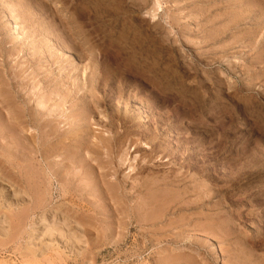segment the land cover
<instances>
[{
  "label": "rangeland",
  "instance_id": "374dc122",
  "mask_svg": "<svg viewBox=\"0 0 264 264\" xmlns=\"http://www.w3.org/2000/svg\"><path fill=\"white\" fill-rule=\"evenodd\" d=\"M0 89V264H264V0H0Z\"/></svg>",
  "mask_w": 264,
  "mask_h": 264
},
{
  "label": "bare ground",
  "instance_id": "6f19581e",
  "mask_svg": "<svg viewBox=\"0 0 264 264\" xmlns=\"http://www.w3.org/2000/svg\"><path fill=\"white\" fill-rule=\"evenodd\" d=\"M16 29V28H15ZM69 70V69H68ZM45 72V71H44ZM64 76V75H63ZM69 76V75H68ZM93 79V78H92ZM97 80V79H96ZM59 81V80H58ZM94 81V80H93ZM92 82V81H91ZM4 83V82H3ZM42 83H44V82H42ZM75 83V82H74ZM7 84V83H6ZM10 84V83H9ZM87 84V83H86ZM63 85V84H62ZM52 86V85H51ZM45 87V86H44ZM89 88V87H88ZM7 89V88H6ZM19 92V91H18ZM66 92V91H65ZM53 93H54V91H53ZM15 94V93H14ZM7 97V96H6ZM67 97V96H66ZM91 98V97H90ZM16 99V98H15ZM21 99V98H20ZM25 99H27V98H25ZM31 99V98H30ZM47 99V98H46ZM70 99V98H69ZM12 100V99H11ZM11 100H10V98H5L4 96H3V92L1 91V89H0V105H3L4 106V104L6 103L7 105H6V107H7V113H8V115H9V120H14V121H17V117L15 118L14 117V115H13V113H17V110H18V106L16 105H14V104H12L11 103ZM18 101V100H17ZM15 102V101H14ZM19 102V101H18ZM81 102V101H80ZM24 103V102H23ZM85 103V102H84ZM88 103V102H87ZM25 104V103H24ZM33 105V104H32ZM32 105H31V107H28V109H27V111L28 112H30V113H32V111L34 110V109H32ZM38 105V104H37ZM83 105V104H82ZM27 106V105H26ZM81 107V106H80ZM83 107H85V106H83ZM2 108V107H1ZM26 108V107H25ZM33 108H35V107H33ZM88 108V107H87ZM2 110H3V108H2ZM2 113H4V112H1V109H0V119H2V118H4V115L2 114ZM35 113V112H34ZM56 113V112H55ZM39 116H41L42 118H43V116H44V114H42V113H40L39 112V114H38ZM48 116V115H47ZM56 117V116H55ZM50 118H52V117H50ZM71 118V117H70ZM5 119V118H4ZM55 119V118H54ZM73 119V118H72ZM39 120V119H38ZM56 120V119H55ZM55 120H51V119H46V121H44V122H46V125L47 124H49V123H53V122H55ZM1 121V120H0ZM73 121V120H72ZM77 121V120H76ZM75 121V122H76ZM6 122V121H5ZM74 122V123H75ZM81 122H83V121H81ZM9 123V122H8ZM13 123V122H12ZM12 123H11V126H12ZM15 123V122H14ZM72 123V122H71ZM3 124H4V122H3ZM10 124V123H9ZM78 124H80V122L78 123ZM77 124V125H78ZM2 124L0 123V126H1ZM77 125H75V126H77ZM29 126V125H28ZM2 127V126H1ZM4 127V126H3ZM13 127V126H12ZM38 127V126H37ZM5 128V127H4ZM29 129H31V128H29ZM36 129V128H35ZM78 129V128H77ZM77 129H75V130H77ZM3 131H4V129H3ZM36 131V130H35ZM59 130L58 129H55L52 133H51V135H53L54 136V134L55 133H57ZM13 134H14V132H13ZM15 135V134H14ZM23 135V134H22ZM29 135V134H28ZM32 135H34V134H32ZM65 135V134H64ZM78 135V134H77ZM38 136V135H37ZM67 136V135H66ZM31 137V136H30ZM34 138V137H33ZM37 138V137H36ZM55 138H57L56 136H55ZM61 138V137H60ZM13 139L14 140H16V135L15 136H13ZM31 139H32V137H31ZM58 139V138H57ZM62 139V138H61ZM98 139V138H97ZM42 141V140H41ZM70 141V140H69ZM30 142V141H29ZM43 142V141H42ZM47 142V141H46ZM46 142H44V143H46ZM49 142V141H48ZM77 142V141H76ZM16 143V142H15ZM34 143V142H33ZM37 143V142H36ZM43 143V144H44ZM50 143V142H49ZM2 144V143H1ZM10 144V143H9ZM63 144V143H62ZM65 144V143H64ZM63 144V145H64ZM40 145V144H39ZM35 146V145H34ZM46 146V145H45ZM36 147V146H35ZM42 147V146H41ZM11 148H12V146H11ZM14 150V149H13ZM41 150V149H40ZM37 151V150H36ZM62 151V150H61ZM66 151V150H65ZM94 151V150H93ZM40 152V151H39ZM57 153V152H56ZM37 154H39V153H37ZM36 155V154H35ZM40 155V154H39ZM58 155V154H57ZM42 156H44V155H42ZM39 158V157H38ZM41 158V157H40ZM63 158V157H62ZM42 159V158H41ZM40 159V160H41ZM43 161V160H42ZM85 161V160H84ZM40 162V161H39ZM44 162V161H43ZM43 162H41V164L39 165V170H38V172L35 174V175H33L34 176V188H32L31 190H32V193H34V195L36 196H34L35 198L34 199H36L35 201V203H34V206H33V211H35V212H40L41 213V215L39 216V218L37 219L38 220V223L40 224H38L39 226H41V225H44L45 224V221H47L46 220V217H45V214H44V210H45V208L47 207V206H51L52 207V209H53V211H52V215H51V223H50V225L47 227V229H46V232L45 233H47V234H50L51 236H58V237H60L62 240L63 239H66V243H68L69 245L71 244H73L74 243V241H75V243H77L78 241L76 240V238L71 234V235H69L70 233H68L67 234V232H68V229L66 230V228L68 227L67 226V223H69V219H70V216L68 217L67 215H65V213L64 214H62V217H61V221L59 222V218H58V216H59V212L61 211V209L63 208V206L65 205V200L63 201V198H66L67 197V195L70 193V184H72L73 182H74V175H72L71 176V174L69 173V171H67V166L65 165V163H64V161L63 160H60V159H58L56 162V167H57V169H55L53 172L52 171H47V169H49L48 167H47V165L45 164H42ZM87 162V161H86ZM85 162V163H86ZM88 163V162H87ZM86 163V164H87ZM36 165V164H35ZM36 166H38V165H36ZM53 166V165H52ZM54 167V166H53ZM55 167V168H56ZM92 169V168H91ZM89 170V169H88ZM37 171V170H36ZM94 171V170H93ZM93 171L92 170H90L89 172H87V174L85 175L86 176V178L88 177V179H90L89 181H88V183H91L90 181H92L93 182V180H91L92 178H91V176H92V174H93ZM96 176V175H95ZM28 177V176H27ZM83 178H85V177H83ZM85 178V179H86ZM84 181V180H83ZM87 183V184H88ZM95 184V183H94ZM79 185V184H78ZM77 184L75 185L74 184V186H76V188L78 189L79 188V186H78ZM111 185V184H110ZM89 186V185H88ZM93 186V185H92ZM140 186H142V185H140ZM87 187V186H86ZM91 187V186H90ZM89 187V189H91ZM74 188V187H73ZM109 188V187H108ZM88 189V188H87ZM31 190H30V192H31ZM74 190V189H73ZM109 191L110 190H112V188H110V189H108ZM21 191V190H20ZM90 191V190H89ZM99 192V191H98ZM75 193V192H74ZM17 194V193H16ZM29 194V193H28ZM70 195H72V194H70ZM76 195H78V194H76ZM30 197V196H29ZM57 198H60V200L59 201H56L55 202V199L57 200ZM61 199H62V201H63V203L61 204ZM54 202H55V204H54ZM59 203L60 202V204L59 205H57L56 203ZM91 204V203H90ZM146 204H148V202L146 203ZM145 204V206H147ZM75 206H77V205H75ZM148 206H149V204H148ZM81 206H80V204L78 203V207L77 208H80ZM142 207V206H141ZM144 207V206H143ZM24 210H25V208H24ZM137 210V209H136ZM141 210V209H140ZM77 211H81V210H77ZM103 211V210H102ZM23 213V212H22ZM26 213V212H25ZM77 213V212H76ZM27 214V213H26ZM25 214V215H26ZM28 215V214H27ZM39 215V214H38ZM91 216V215H90ZM12 217V216H11ZM142 217V216H141ZM131 218V217H130ZM129 218V219H130ZM23 219V218H22ZM26 219V218H25ZM71 220V219H70ZM11 222V221H10ZM132 222V221H131ZM136 222V221H135ZM1 223V226L3 225V224H5V223H3V221H1L0 222ZM21 223V222H20ZM138 223H139V221H138ZM80 224V223H79ZM130 224V223H129ZM143 224V223H142ZM141 224V225H142ZM67 226V227H66ZM77 226H79V225H77ZM3 227V226H2ZM46 226H44V228H45ZM66 227V228H65ZM4 228V227H3ZM81 228V227H80ZM135 228V227H134ZM41 229V228H40ZM67 231V232H66ZM76 231V230H75ZM81 231V230H80ZM1 232V231H0ZM32 233V232H31ZM79 234H81V233H79ZM49 235V236H50ZM144 235V234H143ZM12 236V235H11ZM45 236V235H44ZM50 236V237H51ZM147 236V235H146ZM47 237V236H46ZM57 237V238H58ZM13 238V237H12ZM30 238V237H29ZM124 238V237H123ZM43 239V238H42ZM41 240V239H40ZM61 241V240H60ZM64 241V240H63ZM55 242V241H54ZM74 243V244H75ZM3 244V243H2ZM80 244V243H79ZM64 245V244H63ZM65 245H67V244H65ZM70 245V246H71ZM34 246V245H33ZM78 246V245H77ZM65 247V246H64ZM81 247V246H80ZM2 248V247H1ZM74 248V247H73ZM72 248V249H73ZM68 249V248H67ZM74 250V249H73ZM187 253V252H186ZM35 254V253H34ZM34 257V256H33ZM38 257V256H37ZM60 257V256H59ZM31 259V258H30ZM32 259H34V258H32ZM38 259V258H37ZM183 259V258H182ZM39 260H40V258H39ZM61 261V260H60ZM12 263V262H11ZM27 264V263H26ZM34 264V263H33ZM40 264V263H39Z\"/></svg>",
  "mask_w": 264,
  "mask_h": 264
}]
</instances>
